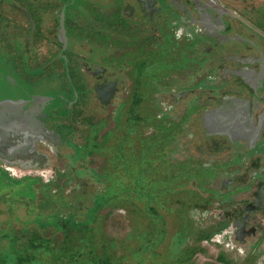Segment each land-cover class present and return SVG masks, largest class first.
<instances>
[{
  "label": "rangeland",
  "instance_id": "obj_1",
  "mask_svg": "<svg viewBox=\"0 0 264 264\" xmlns=\"http://www.w3.org/2000/svg\"><path fill=\"white\" fill-rule=\"evenodd\" d=\"M223 1L228 3L233 18H238V22L235 20L237 28L249 22L264 31V0ZM135 17L138 15L133 19ZM149 22L150 28L157 23L154 20ZM187 29L197 32L196 36L201 39L206 37L204 28L192 25ZM193 38L187 35L186 43ZM153 40L151 38L148 42L150 46ZM214 45V39L204 42L208 55L199 57L193 68L187 67L191 71L186 72V77L176 71L181 76L170 78L177 68H171L170 72H173L169 74V69L162 72L161 65L154 64L149 71L160 69L155 76L143 78L138 84L127 82L125 92L128 90V96L125 98L123 93L120 100L105 109H100L93 89H89V94L93 95L89 98L84 88L80 105H83L82 118H88L86 125L76 131L74 140H68L67 144L63 141L65 144L59 149L54 147L49 156L52 161L50 170L20 171L14 166L16 164L0 156V264H20L18 254L12 248V232L23 242L35 230L52 240V254L42 248L34 252L31 262L25 264H96L91 259L104 255L110 257V264H253L256 261L246 259L247 253H243L246 245L236 241L233 224L216 232L210 239L204 232L208 221L225 215L226 211L242 208L247 201L260 200V195L256 194L258 184H264V172L261 171L264 164L259 150L249 157L237 159L235 156L236 145L244 147L250 138L237 139L231 144L222 142L223 138L210 133L205 124L209 114L202 112L200 104L208 94L206 91L216 100L225 96L224 99L238 98V95L249 93L250 84L233 70L253 69L262 79L264 67L231 62L222 65L221 55L247 56L253 60L252 56L254 62L259 59L238 46L229 45L226 50H219ZM148 52L160 62L171 64L170 60L166 61L168 53L162 54L151 48ZM37 53L46 56L49 52ZM133 63L123 64L115 71L120 70L124 79L127 76L132 79L136 73ZM195 68L197 72L192 71ZM40 69L41 66L37 68ZM57 69L60 71V65ZM74 70L78 69L74 67ZM45 73H48L47 69ZM73 74L79 85L80 76ZM17 77L27 78L24 72ZM52 81L43 85L62 89V78L59 82L55 80L56 83ZM36 83L39 84V80L36 79ZM205 84L210 89L204 88ZM160 86L161 92L157 90ZM172 86L180 94L171 95L168 90ZM76 97L77 93L70 99L76 100ZM129 108L130 127L126 125ZM97 112L101 113L99 122ZM13 129L14 132L6 126L1 131L0 153L9 157V151L18 149L10 160H16L23 167L29 166V160L20 154L28 153L20 144V124ZM124 131L131 133L127 142L119 139ZM45 132L50 142L60 141L53 130L45 128ZM257 133L256 138H261L264 131L258 130ZM255 160L256 165H252ZM225 172L233 182L221 188L224 191L221 192L219 187ZM139 176L143 178L144 190L153 192L150 206L147 198H141L134 191L139 188L136 183ZM252 177L261 181H252ZM46 184H51L52 189L46 191ZM129 187L130 196L121 193ZM44 202H51V205H47L43 213H55L50 223L40 221L42 227L34 213L40 211ZM149 207L155 210L149 211ZM252 216L257 218L259 226H264V211ZM60 222L77 230L75 235L66 233L65 228L62 230ZM62 243H66L69 254L57 258L55 254ZM259 250L257 264H262L264 241ZM234 251L237 253H231ZM28 254L33 252L30 250ZM73 255L75 257H71Z\"/></svg>",
  "mask_w": 264,
  "mask_h": 264
},
{
  "label": "flooded vegetation",
  "instance_id": "obj_2",
  "mask_svg": "<svg viewBox=\"0 0 264 264\" xmlns=\"http://www.w3.org/2000/svg\"><path fill=\"white\" fill-rule=\"evenodd\" d=\"M223 3V0H0V132L6 126L14 132L13 128L20 124V144L28 152L20 154L23 159L29 160L28 164L30 163L29 166L23 167L12 159L16 164L14 166L24 172L51 169L52 161L49 158L54 152V147L59 149L67 144L68 140H74L76 131L86 125L88 118H82L83 105H80L84 88L89 98L94 95L100 109H105L115 100H120L123 93L125 98L128 96V90L125 92L127 82L138 84L143 78L155 76L160 69L149 71V67L154 64L161 65L162 72L169 69V73L171 68H177L170 78L181 76L178 73H184L183 76L186 77V72L188 74L191 71L187 67L193 68L199 62V57L208 55L209 50L205 48L204 42L209 39L215 40L214 46L219 50H226L229 45L238 46L240 50L250 55L255 54L259 59L254 62L255 58L252 56L253 60L247 56L236 58L229 54L221 55L222 65L231 62L243 66L258 64L260 68L264 67V31L249 22H244V26L237 28V17L233 18V15L229 14L231 9L228 3ZM134 15L138 17L133 19ZM137 18L139 20H136ZM149 20L157 23L150 28ZM124 24L129 26L124 27ZM192 25L204 28L206 37L201 39L196 36L197 32L189 31L187 27ZM143 28L148 30L142 31ZM136 33L138 37L132 36ZM187 35L194 37V40L186 43ZM151 38L155 41L153 40L150 46L148 42ZM150 48L162 54L168 53L166 61L170 60L171 64L154 58L155 56L148 52ZM100 50L103 52L100 53ZM37 51L49 53L44 56L45 54H38ZM197 54L200 55L197 57ZM131 60L136 66L135 76L132 79L130 76L124 79L120 70L115 69L123 64L131 65ZM59 65L60 71L57 69ZM39 66L41 69L37 70ZM74 67L78 70L75 71ZM46 69L48 73H45ZM192 71H196V68ZM233 71H236V75H243L250 84L249 93L238 95V98L224 99L225 96L216 100L206 91L208 94L200 103L202 112L209 114L205 124L211 134L223 138L222 142L231 144L237 139L250 138L244 147L236 145L235 156L237 159L249 157L255 150H259L264 164V134L261 138H256L258 130L264 131V75L261 79V75L248 68ZM21 72L27 76L26 80L17 77ZM74 72L75 76H80V87ZM61 78V90H55L50 85L44 86V83L51 79L52 83H56L55 80L59 82ZM160 88H157L159 92L162 91ZM204 88L210 89L206 84ZM89 89H93V95L89 94ZM174 89L172 86L168 92L171 95L180 94ZM75 93L78 98L70 99ZM2 99H5L3 103ZM33 107L37 109H32ZM247 108L253 125L251 130L247 129L248 132L244 131L245 135L226 137L224 133L214 129L219 125L233 124V120L221 122L214 114L233 118ZM127 112L129 119L126 125L130 127V108ZM96 114L99 122L101 113ZM210 116L213 117L209 119ZM239 120L238 127L245 123ZM248 123L246 121V126ZM45 128L53 130L55 135L60 137V141L57 140L55 144L50 142L45 135ZM95 129L94 127L93 130ZM130 134L124 131L119 139L123 138L127 142ZM241 152L244 153L242 156ZM2 156L4 158V155ZM257 160L252 165H256ZM261 171L264 172V166ZM255 179L261 181L260 178L252 177V181ZM232 182L229 174L225 172L219 189ZM45 189H52L51 184H46ZM258 189L256 194L260 195V200L247 201L242 208L226 211L225 215L208 221L204 230L205 237L210 239L216 232L233 224V235L238 244L246 245L243 253H247L248 261L256 260L253 264L258 263L256 258L264 241V226H259L257 218L252 216L255 212L264 211V184L259 183ZM215 224L218 225L214 226ZM223 244L226 245L225 242ZM261 261L263 264L264 260Z\"/></svg>",
  "mask_w": 264,
  "mask_h": 264
},
{
  "label": "trees",
  "instance_id": "obj_3",
  "mask_svg": "<svg viewBox=\"0 0 264 264\" xmlns=\"http://www.w3.org/2000/svg\"><path fill=\"white\" fill-rule=\"evenodd\" d=\"M142 176H139L137 179V185L139 188H134V191L138 194V196H140L141 198L145 197L147 198V205L150 206V202L152 201V190L149 191V189L144 190L145 185L144 182L142 180ZM131 188L129 187L128 189H126V191L121 192L122 194H126L129 196ZM54 201V200H53ZM49 204L51 205V202H44L40 205V211L35 212L34 214H36L37 216V221H44L46 223H50L51 221H53V214L55 213V211H52L48 214L43 213L45 212V207L47 208L49 206ZM48 205V206H47ZM149 211L155 210L153 207H149L148 208ZM152 215V214H151ZM157 215V214H156ZM160 218V216H159ZM41 223V222H40ZM60 226L63 230V228L66 229V233H72L73 235H75V230H73L72 228L67 227L65 222H60ZM41 226L43 227L42 223ZM13 235L12 238V248L15 250V252L18 254L17 259L18 262L20 264H25L31 262V260H33L34 258V252H37L39 250H41L42 248H45L46 250H48L49 253L52 254V250L50 249V245H52V240L51 239H47L45 238L40 232L39 230H35L32 231L30 234L31 237L25 238L26 240L23 242H20V240H18L17 235H15V232L11 233ZM20 242V243H19ZM65 244L66 243H62L60 245V248L57 250L55 257H60V256H65L66 254H69L68 250L65 249ZM64 246V248H63ZM31 250V252H33V254L29 255L28 252ZM92 253V252H91ZM20 255V256H19ZM71 255V254H70ZM71 257H75V255L71 256ZM11 261H14L13 258L9 257ZM16 259V260H17ZM91 261H93L96 264H110V257L109 256H105L102 258H92Z\"/></svg>",
  "mask_w": 264,
  "mask_h": 264
},
{
  "label": "bare ground",
  "instance_id": "obj_4",
  "mask_svg": "<svg viewBox=\"0 0 264 264\" xmlns=\"http://www.w3.org/2000/svg\"><path fill=\"white\" fill-rule=\"evenodd\" d=\"M5 99H2L1 103H3V101ZM9 108H10V106H9ZM214 115L218 116L221 119V122L227 123L230 120H233V124H231V125H229V124L227 126L219 125L218 127L214 128L217 132L224 133V136H226V137H227V135H231V137L236 138L240 135H245L244 131L248 132V130L252 129L253 124H252L250 117H249V109L248 108L246 110L242 111L238 116H234L233 118H231L230 116L228 117V116H222V115H218V114H214ZM212 117L213 116H210L209 119H211ZM239 119L243 120L245 123H246V121H247V123L249 122L248 123L249 125L246 126L247 124L244 123V125L238 127V125L240 123ZM234 126H235V128H233Z\"/></svg>",
  "mask_w": 264,
  "mask_h": 264
},
{
  "label": "water",
  "instance_id": "obj_5",
  "mask_svg": "<svg viewBox=\"0 0 264 264\" xmlns=\"http://www.w3.org/2000/svg\"><path fill=\"white\" fill-rule=\"evenodd\" d=\"M229 14H230V15H233V13H231L230 10H229ZM1 131H2V130H1ZM0 133H1V132H0ZM0 140H1V138H0ZM1 145H2V143H1V141H0V146H1ZM17 150H18V149H17ZM17 150H15V151L13 150L14 153H13L12 151H9V157L4 156L5 160L8 161V162H11V163H12L13 161L10 160V157H11L13 154H16V153L18 152ZM0 156L3 157L1 153H0Z\"/></svg>",
  "mask_w": 264,
  "mask_h": 264
}]
</instances>
